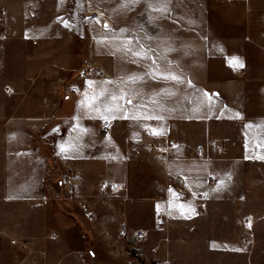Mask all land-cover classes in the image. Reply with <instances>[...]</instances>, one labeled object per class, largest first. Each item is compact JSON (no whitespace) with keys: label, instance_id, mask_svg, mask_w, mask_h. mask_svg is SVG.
<instances>
[{"label":"crops","instance_id":"0c3cea01","mask_svg":"<svg viewBox=\"0 0 264 264\" xmlns=\"http://www.w3.org/2000/svg\"><path fill=\"white\" fill-rule=\"evenodd\" d=\"M62 1L40 0V17L44 23L33 31L27 29L22 41H29L27 36L31 33L44 42L60 41L64 34ZM43 6L46 7L43 9ZM113 10L103 21L105 59L100 71L88 70L84 78L79 77L77 71L69 80L64 79V85L59 76L60 82L55 83L56 88L61 86L59 95L46 92L48 82L43 79L38 87L45 90L38 101L40 114H17V118L34 127V130H26L25 135L35 137V141L34 144L22 142L24 147L14 156L15 160L7 159L2 163L5 171L2 195L6 201L21 202L27 210H34L32 203L50 198L44 183L52 179L51 173L57 169L66 173L77 170L78 189L90 203L93 201L90 194L98 180L92 170L95 156L87 150L78 153L59 146L55 136L63 135L65 128L71 134L80 130L93 136L119 132L123 148L140 141L148 148L144 138L147 127L177 139L175 151L170 155L169 172L171 179L180 177L190 187L191 195L192 191L197 192L191 187L194 181H201L206 188L212 186V176L228 177L227 155H264V76L254 79L257 73L264 75V0H236L227 4L216 0H139L136 3L118 0ZM89 31L94 37L92 25ZM7 37L0 45L5 64V61L11 62L14 55L13 42L22 45L11 34ZM133 42L136 45L132 49ZM135 49L137 53L133 52ZM46 57L40 58L48 63ZM192 57L198 58L200 64L193 69L189 66ZM212 57L233 58L237 67H229V74L219 73L207 65ZM240 64L243 66L239 67ZM55 67L42 69L43 74L68 69L64 65ZM236 72L246 77L240 78ZM74 84L79 86L80 93L68 95L69 87ZM10 86L5 87L8 92H12ZM29 105L27 100L23 108L27 110ZM15 117L10 116L7 124ZM108 120L115 124L105 131L103 122ZM59 128L63 132L56 134ZM5 137L16 135L7 131ZM194 143L215 153V159L199 156ZM10 144V140L7 141L6 155L12 157ZM11 179L16 181L15 185L10 184ZM60 185L70 195L65 177ZM42 206L46 220L48 208L45 204ZM42 225V218L34 224L41 234L45 232ZM52 229L57 236L42 241L43 236L37 242L35 264H50V253L56 248L60 256L56 264H127L126 250L142 257L130 243L123 248V256L115 258L109 243L104 241L94 242L86 256V244L77 226ZM92 230L96 231L94 227ZM101 230L99 232L104 233L105 228ZM137 230L133 231L134 236ZM77 236L82 242L72 248L70 241ZM97 243L101 244V249Z\"/></svg>","mask_w":264,"mask_h":264},{"label":"rangeland","instance_id":"374dc122","mask_svg":"<svg viewBox=\"0 0 264 264\" xmlns=\"http://www.w3.org/2000/svg\"><path fill=\"white\" fill-rule=\"evenodd\" d=\"M39 1L0 0V11L4 18L0 26V45L10 34L15 41L22 43L13 42L14 55L11 62L5 61L6 64L4 51L0 50L3 67L0 70V264H35L38 240L43 236L42 241L54 238L57 233L52 227L59 226H77L81 230L86 256L94 242L104 241L109 243L111 255L115 258L122 257L123 248L132 243L148 264H264V155L260 154L227 155V178L212 176V186L206 188H203L201 181H194L191 187L197 192L192 191L187 200H178L170 183L171 156L151 151L142 141L123 148L119 132L93 136L80 130L71 134L65 128V133L60 136L62 138L55 136L59 139V146L78 153L87 150L92 157L95 156L92 170L98 180L90 194L93 201L90 203L80 192L95 210L94 216L83 212L75 200L65 198L69 193L60 185V181L66 178L67 173L62 169L52 172L53 180L44 183L50 198L32 203L36 207L34 210H27L21 202L5 200L2 195L5 183L2 163L7 159L15 160L14 156L24 147L22 142L34 144L35 141V137L25 135L26 130H34V127L17 118V114H40L38 101L45 90L38 87L43 79L48 82L46 92L59 95L61 86L56 88L55 85L60 82L59 76H62L64 85L79 69L87 67L100 71L105 59L103 21L118 4V0H63L62 39L44 42L37 34L31 33L27 36L29 41H22L27 29H37L44 23L40 17ZM216 1L222 4L234 2ZM110 7L113 8L109 10ZM90 25L94 29V37L89 31ZM131 44L132 49L135 48L136 43ZM133 52L137 53V49ZM43 55L47 56L45 60L48 63L40 58ZM198 60L192 57L189 64L191 69L200 65ZM54 65H64L68 69L61 73L55 74L52 70L43 74L42 69ZM207 65L223 74L231 73L229 67H237L233 58L212 57ZM236 74L240 78L246 77L238 72ZM262 76L257 73L254 79ZM7 84L11 85L12 92L6 90ZM27 100L31 105L26 110L23 104ZM192 109L195 107L192 106ZM12 115L16 117L7 124ZM7 131L16 137H5ZM9 140L14 154L12 157L6 155ZM194 146L202 145L194 143ZM198 153L211 159L216 156L206 150ZM102 178L120 181L122 187L104 195L99 186ZM49 182H53V185ZM10 184L15 185L16 181L11 179ZM204 191H208L207 197L202 195ZM42 204L48 208L46 220ZM244 217H251L252 228H246L242 222ZM41 218L45 228L43 234L37 225L34 226ZM122 225L126 226V233L121 232ZM102 228H105L104 233L99 232ZM136 229L143 231L140 239L134 236ZM108 230L110 233H107ZM129 236L131 239H128ZM70 242L74 248L82 241L77 236ZM97 246L102 247L99 243ZM58 253L57 248L50 253V264L59 261ZM102 257L106 258L105 254ZM70 261L73 262L72 257Z\"/></svg>","mask_w":264,"mask_h":264},{"label":"built area","instance_id":"2783aa9c","mask_svg":"<svg viewBox=\"0 0 264 264\" xmlns=\"http://www.w3.org/2000/svg\"><path fill=\"white\" fill-rule=\"evenodd\" d=\"M226 1L231 2L235 0H226ZM3 23H4L3 12L0 11V26L3 25ZM88 70L89 69L87 67L79 69L78 71L79 77L81 78L86 77ZM79 93H80L79 86L76 84L71 85L69 87V90L67 91L68 95H78ZM114 124L115 121H111V120L104 121L103 129L105 131H108L110 128L113 127ZM62 132H63L62 128H59L55 131L56 134H60ZM144 138L146 140L148 148L159 155H166V156L172 155L177 145L176 140L174 138L164 133L158 132L153 127H147L145 129ZM210 143L213 144L214 147L217 146L214 144L212 140L210 141ZM198 152L201 153L204 152L202 146L198 147ZM76 174L77 173L74 170H70V172L66 174V179L67 182L69 183V188H70V195L67 197V199L75 200V203L83 212H85L87 215L94 216L95 210L92 208L91 204L87 201V199L83 195H81L77 187V183L75 180ZM170 183L175 190V194L178 200H187L191 196L190 188L182 181L180 177H173L170 180ZM121 187L122 184L120 182H114V181H109L107 179H103L100 183V192L105 195L109 191L118 190ZM208 194H209L208 191L203 192L204 197H207ZM242 222L246 225V228H252L251 217H244ZM120 230L122 233H126L127 228L125 225H122ZM143 235H144L143 231L140 229L135 232V237L138 239L143 237ZM125 254H126L127 264H148L146 263V261H144V259L140 255L134 253L132 250H126ZM154 264H162V263H154Z\"/></svg>","mask_w":264,"mask_h":264},{"label":"snow or ice","instance_id":"6c2138e0","mask_svg":"<svg viewBox=\"0 0 264 264\" xmlns=\"http://www.w3.org/2000/svg\"><path fill=\"white\" fill-rule=\"evenodd\" d=\"M127 2H131V3H136V2H139V0H126V3ZM239 67H242L243 65L242 64H240V65H238ZM165 78H172V79H176V77H165ZM134 79H142V78H140V77H135ZM121 98H123V97H121ZM113 99H115V97H113ZM129 103L131 102V101H128Z\"/></svg>","mask_w":264,"mask_h":264}]
</instances>
